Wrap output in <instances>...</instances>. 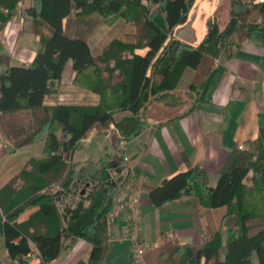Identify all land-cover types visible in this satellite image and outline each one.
<instances>
[{"label": "trees", "instance_id": "obj_1", "mask_svg": "<svg viewBox=\"0 0 264 264\" xmlns=\"http://www.w3.org/2000/svg\"><path fill=\"white\" fill-rule=\"evenodd\" d=\"M195 1L30 0L26 5V0H0V11L18 15L23 9L40 37L29 65H11L10 56L0 52V132L15 149L38 141L45 144L43 153L32 156L0 189L2 232L12 259L22 258L34 244L43 262L49 263L60 255L63 239H85L91 244L89 258L78 264H105L107 218L131 168L120 144L118 157L101 163L89 160L79 165L73 161L75 151L93 129L102 134L112 124L120 143L137 136L148 126L144 115L153 103L186 107L182 96L194 97L188 113L217 58L231 57L246 40L264 38V0H230L224 28L209 19L199 45L175 38L164 45L186 22ZM116 21L132 26V33L113 36L96 53L91 37ZM144 47H151L146 56L136 53ZM70 69L74 76L68 94L78 96L85 89L99 99L85 103L58 98L46 104ZM106 71L108 78L117 74V81L109 82ZM185 79L188 84L182 89ZM116 111L127 114L117 119ZM53 186L57 189L51 190ZM61 194L78 200L64 203L58 200ZM184 195L209 209L224 207L219 228H208L198 248L172 241L150 248L147 264H254L255 259L264 264V126L253 148L232 153L216 185L210 184L204 168L191 166L149 188L155 207ZM31 206L37 209L19 222Z\"/></svg>", "mask_w": 264, "mask_h": 264}, {"label": "crops", "instance_id": "obj_2", "mask_svg": "<svg viewBox=\"0 0 264 264\" xmlns=\"http://www.w3.org/2000/svg\"><path fill=\"white\" fill-rule=\"evenodd\" d=\"M1 11L8 14L7 10ZM230 11V0H196L186 22L174 29L164 45L172 38L191 46L199 45L208 31V20L215 19L224 28L230 19ZM47 18L53 22V16L47 15ZM66 21L67 17H64V28ZM0 24H4L0 27V52L10 56L11 65H29L40 44L39 35L32 30L31 17L22 9L18 15H11L6 22L0 21ZM102 29L97 33L96 53H100L103 45L113 36H126L133 31L132 26L128 25L122 31L116 28L113 31ZM150 50L151 47L139 48L136 53L146 56ZM161 50L157 51L153 60H156ZM147 74H151V69H148ZM73 76L71 69L68 70L58 91L47 96L45 103L52 104L58 98L62 101L65 98L63 94L69 95L67 88L72 87ZM187 81L185 79L182 89L187 87ZM92 97L99 99L94 92ZM185 111V106L170 107L162 102L153 103L144 115L148 126L137 136L122 141L120 146L114 124L102 134L93 129L83 140L84 143L105 139L107 147L109 145L112 148L110 160L118 157L119 148L124 149L123 156L128 158L130 168L140 183L138 233L151 248L166 241L188 243L198 248L204 243L208 228H219L225 213L224 207H203L195 197L189 195L155 207L149 200V188L160 185L164 179L177 173L187 171L191 166L204 168L210 176V184L214 186L235 150L253 148L264 126V38L246 40L234 50L231 57L217 58L196 95L195 107L188 113ZM121 112L122 115L127 114ZM1 134L0 189L31 158L20 163L17 160L18 151L33 144L15 149L11 141ZM110 137L114 141H111L112 138L109 140ZM240 144H244L245 149H240ZM89 160L94 159L76 163L81 165ZM94 161L104 162L101 159ZM143 184L144 187H141ZM36 209V206L27 208L20 214L18 221H25ZM4 218L0 209V264H16L9 256L5 244L2 232ZM107 226L109 249L105 264H135L131 259L132 240L123 237L127 226L126 214L116 216L110 223L107 222ZM63 245L56 259L42 264H78L88 261L91 244L87 240L63 239ZM254 264H258L256 259Z\"/></svg>", "mask_w": 264, "mask_h": 264}, {"label": "built area", "instance_id": "obj_3", "mask_svg": "<svg viewBox=\"0 0 264 264\" xmlns=\"http://www.w3.org/2000/svg\"><path fill=\"white\" fill-rule=\"evenodd\" d=\"M1 139L2 134L0 132V140ZM239 148L245 149L244 144H240ZM125 161H128V158H126ZM139 187L140 183L131 170L130 179L120 188L115 196L114 207L109 213L107 221L110 223L116 216L122 213L126 214L127 226L123 237L132 240V254L135 259V264H147L145 254L151 247L142 239L137 229V209L140 204ZM56 189V186L51 188V190ZM170 237L172 238L173 235H170ZM14 261L16 264H42L43 258L40 251L34 247L22 258L14 259Z\"/></svg>", "mask_w": 264, "mask_h": 264}, {"label": "rangeland", "instance_id": "obj_4", "mask_svg": "<svg viewBox=\"0 0 264 264\" xmlns=\"http://www.w3.org/2000/svg\"><path fill=\"white\" fill-rule=\"evenodd\" d=\"M29 2H30V0H26L25 4L28 5ZM128 26H130V25H128ZM125 27H127V24L123 23L122 21L121 22L120 21L119 22L116 21L115 24H113V25H105L103 28H105V30H112V31L114 30V28H116V30L122 31L123 29H125ZM101 30H103V29H101ZM96 37H97V34L92 36L91 37V42H92L93 47L97 51L98 50L97 49L98 45H97V42H96ZM105 74H106L105 77L108 79L109 82L117 81V78H119V77L115 76L117 74H115L112 78H108L109 77L108 71H106ZM79 93L80 94H78V96H77V94H76V96L75 95L72 96V94H69V95L65 96V94H63L64 95L63 97H65L66 99H69L71 101L74 100L76 102L92 103V102L95 101V99L92 97V94H93L92 91L82 89L81 92H79ZM182 98H183V100L186 101V104H185L186 107L190 106L192 101L195 99L194 97L188 99V96H186V95L182 96ZM115 113H116L115 117L117 119H120L123 116L121 111H116ZM111 138L112 137H110L109 140H111ZM111 141H114L113 138H112ZM118 141H119L118 144H121L120 140H118ZM44 147H45V145H44L43 141H38V142H35V143H33V144L29 145V146H26L25 148H22V149H20L18 151L17 160H19L20 163L23 164L24 161H27L30 157L35 156V155H41L43 153V151H44ZM111 151H112V148L110 149L109 145L107 147L105 139H103L101 141L93 140L91 142H84L83 146L79 150L76 151V153L74 155V159H75L76 162H82V161H85V160H88V159H94V160H98V159L100 160L101 159L102 161L110 160L111 159V154H110ZM126 158L127 157H124V159H126ZM79 167L80 166H78V168ZM58 200H62V202L64 201V203L66 202L68 204H72L73 202H76L78 200V197L76 195H74L73 197H65L64 194H61L58 197ZM132 258L135 261V259L133 257V254H132L131 259ZM171 264H175V262H173ZM176 264H178V263H176Z\"/></svg>", "mask_w": 264, "mask_h": 264}, {"label": "water", "instance_id": "obj_5", "mask_svg": "<svg viewBox=\"0 0 264 264\" xmlns=\"http://www.w3.org/2000/svg\"><path fill=\"white\" fill-rule=\"evenodd\" d=\"M10 16H11L10 13L6 14L5 12L0 11V21L1 22H6ZM83 191H85V190H83Z\"/></svg>", "mask_w": 264, "mask_h": 264}]
</instances>
